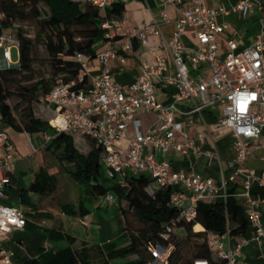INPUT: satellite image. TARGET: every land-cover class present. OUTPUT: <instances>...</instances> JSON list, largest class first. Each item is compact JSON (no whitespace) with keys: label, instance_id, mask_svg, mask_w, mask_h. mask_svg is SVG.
I'll use <instances>...</instances> for the list:
<instances>
[{"label":"built area","instance_id":"1","mask_svg":"<svg viewBox=\"0 0 264 264\" xmlns=\"http://www.w3.org/2000/svg\"><path fill=\"white\" fill-rule=\"evenodd\" d=\"M105 12L120 0H83ZM188 5V7H186ZM173 6L179 17L169 38L162 25L168 22L165 9ZM161 21L142 24L132 31V38L142 46L149 37L158 36L161 43L155 51L154 63H143L136 81L127 87L117 84L109 73L114 60L125 64L127 58L121 51L132 48L131 43L110 42L97 57L103 72L76 89L79 82L88 78L89 62L83 55L74 61L80 64L79 79L70 83L58 80L52 91L43 96L38 105L49 114V126L57 133H80L95 141L104 152L105 177L118 185H124L128 176L146 175L158 187L177 188L171 196V205L176 207L181 218L192 221L197 216L198 205L206 200L228 198L227 185L239 184L241 193L236 197L244 200L243 208L252 230L251 240L264 243V224L258 211L260 199L253 197V183L264 187V171L244 174L243 170L253 149L261 151L264 161V30L253 43L240 50L235 38L227 40V52L220 56L218 39L228 29L218 22L219 15L240 13L248 16L253 10L252 0H241L231 10H215L206 5V0H164ZM122 21L107 20L103 27L111 37ZM263 27H264V23ZM191 31L197 46L189 48L184 43L185 34ZM20 48L16 35H0L2 63L11 69L12 49ZM165 50L166 54L160 53ZM171 61L174 67L169 74ZM207 67L210 75H194L193 70ZM159 85L171 88L168 103H159L156 89ZM213 105L222 107L220 127L231 131L235 159L231 162L234 173L221 184L199 174L174 172L168 159L171 151L182 154L190 152L198 156L213 157L216 152L205 151L203 134L190 137L194 126L193 116L200 115ZM141 114H154L156 122L146 131L142 130ZM133 134H130V132ZM47 137V142L50 141ZM196 142H199L197 145ZM15 145L9 134L0 128V264H17L15 254L8 252L1 239L12 230H23L27 219L23 211L7 205L6 190L16 172ZM35 151V150H34ZM242 179V181H241ZM107 203L117 202L114 193L105 195ZM222 237L208 235L211 252L227 264H245L242 250L248 243L243 239L234 250H225ZM173 246L151 249L154 261L151 264H168ZM195 264H208L196 261Z\"/></svg>","mask_w":264,"mask_h":264},{"label":"trees","instance_id":"2","mask_svg":"<svg viewBox=\"0 0 264 264\" xmlns=\"http://www.w3.org/2000/svg\"><path fill=\"white\" fill-rule=\"evenodd\" d=\"M39 4L45 8L44 18L43 10L38 8ZM123 10L120 3L112 4L103 12L83 0H0V35L13 30L19 20L27 21L30 15L41 19L37 37L43 42L49 56L51 71L48 80L35 76L32 58L34 42L25 38L21 30L15 34L20 42V70L2 69L0 65L1 129L7 132L11 139L13 136H20L25 140V135L44 139L49 136L51 139L45 150L52 151L60 166L75 182L93 183L95 193L104 196L111 192L126 202L122 215L128 232L127 244L91 246L83 243L77 252L71 248L76 243L75 238L60 231L48 230L50 239H64L70 247L60 252L44 251L38 257L22 264H97L94 261L95 255L101 259L99 264H151L154 261L151 249L157 246H173L168 264H195L196 261L227 264L211 252L208 235L241 237L250 229L245 210L238 203L234 186L228 184L229 196L225 201H218L209 207H202L200 203L196 218L186 221L181 218L179 210L170 203L177 188L158 187L146 175L128 176L123 186L114 183L105 177L104 152L95 141L83 136L91 146L87 152L80 151L73 135L57 133L48 122L35 116L32 104H38L43 96L49 94L58 80L61 79L67 84L79 79L80 64L74 61L78 55L94 59L101 45L121 40L114 32L111 37H107L108 31L103 25L107 20L121 21ZM1 58L0 56V64ZM17 77H20V81L13 80ZM86 82L87 78H84L76 89L83 88ZM24 83L27 86H24ZM15 97L19 100L16 106L12 107L9 101ZM107 183H111V186L106 187ZM56 188V178L47 171H42L29 191L41 196H50ZM24 197L26 199V196ZM63 210L71 214V207L66 206ZM134 225H139L140 228L135 229ZM196 226H201L202 230L194 232ZM181 233L184 240L176 238L181 237ZM192 239H200L203 242L194 246L195 253L188 260L181 249Z\"/></svg>","mask_w":264,"mask_h":264},{"label":"crops","instance_id":"3","mask_svg":"<svg viewBox=\"0 0 264 264\" xmlns=\"http://www.w3.org/2000/svg\"><path fill=\"white\" fill-rule=\"evenodd\" d=\"M241 0H206L209 8L219 10L225 8L231 10ZM252 12L243 17L240 13H230L219 15L217 20L221 24H226L228 29L224 35L218 39L219 55H224L227 50V40L235 38L240 50L253 43L254 39L264 30V0H252ZM164 0H120L123 5V15L121 24L114 29V34L121 37V44L131 43L132 48L121 51L127 58L125 64L119 60H114L109 66V73L114 81L123 86L134 83L140 73L143 63H154L155 51L161 43L158 36L149 37V43L142 46L136 39L132 38L134 28L149 24L154 20L161 21ZM188 7V5H186ZM168 22L163 23L162 30L166 38H169L175 28V21L179 17L178 11L173 6L166 9ZM184 43L187 47L197 46V40L191 31L184 36ZM106 44L99 48V52L105 50ZM160 53L166 54L165 50ZM1 55V53H0ZM172 75L174 67L171 61L168 62ZM103 72V67L98 60L89 62L87 82ZM194 75L208 77L210 75L207 67L193 70ZM171 95V88L167 85H159L156 89V97L159 103H168ZM222 117V107L213 105L203 111L200 115L193 116L194 126L189 130L190 137L195 139L197 134H203L205 151L216 152L213 157L198 156L192 152L182 154L176 151L169 153L168 159L171 162L174 172H184L186 174H199L203 177L212 178L219 184L223 180H228L234 173V168L230 165L235 159L233 149L234 138L231 131L218 125ZM142 130L152 128L156 122L154 114H141ZM1 128V123H0ZM130 134H133L132 130ZM25 140L13 136L15 145L14 156L16 159V172L11 177V183L6 190L4 202L23 211L27 219V226L23 230H12L6 237L1 239L3 247L15 254L17 264L38 257L42 252L52 250L60 252L69 246L66 240H52L47 233L48 230L60 231L66 236L76 239V243L71 246L75 251H79L83 243L91 246H103L109 243L125 245L128 243V232L125 229V220L122 215V208L126 202L119 201L107 203L105 195L95 193L90 184H79L60 166L52 151H46L47 138L30 137L25 135ZM262 138L264 139V132ZM199 145V142H196ZM35 150V151H34ZM105 172V165L103 166ZM56 170L58 173H53ZM47 171L57 180L56 191L50 196H41L29 191L30 186L36 181L37 175ZM264 171V161L260 150L253 149L252 154L243 170L244 174L250 172L260 174ZM58 177H65L66 183L60 185ZM242 181V179H241ZM236 188V193L240 194L241 186L229 183ZM106 187L109 185L105 184ZM228 186V185H227ZM251 192L253 197L262 200L259 206V213L264 224V187L257 183L252 184ZM26 196V199L25 197ZM238 198V203L243 206L244 200ZM218 201L206 200L201 203L202 207H209ZM71 207V214L63 210L64 207ZM120 208V210H119ZM201 228V226H199ZM106 229L113 234L109 236ZM114 230L116 234L114 235ZM202 230V228H201ZM252 230L239 237L225 235L222 242L225 250H234L243 239L248 243L243 247L242 256L245 264H264V243L259 245L251 240Z\"/></svg>","mask_w":264,"mask_h":264},{"label":"rangeland","instance_id":"4","mask_svg":"<svg viewBox=\"0 0 264 264\" xmlns=\"http://www.w3.org/2000/svg\"><path fill=\"white\" fill-rule=\"evenodd\" d=\"M38 8L40 10H43L42 18H44L45 17V13H44L45 8H44V6L39 4ZM28 10H30V9H28ZM40 20L41 19H36L34 17V15H30L27 21H21L20 22V20H19L15 24L13 30H8L5 33L9 34V35H14V34H18V32L21 30L23 32V36L25 38H28V39H30V40H32L34 42V45L32 47V58H33V62H34L33 66H34L35 76L38 77V79L43 77V78L48 80L51 77V75H50L51 71H50V67H49V56H48V54H47V52L45 50L43 42L39 41L38 37H37V34H38L39 30H40ZM18 61H19V50H18V48L14 47L12 49V64L16 65L18 63ZM0 65H1L2 69H6V67H7V66H5L2 63V60H1V64ZM11 69H15V70L19 71L20 67L17 66L15 68H11ZM23 76H25L24 73H23ZM13 80L20 81V77L14 78ZM23 85L27 86L26 83H24ZM13 89H15V86L13 87ZM18 100H19L18 97H15V98H13V99H11L9 101V104L12 107H15L17 102H18ZM32 107H33V110H34V113H35L36 117L41 118L42 120H44L46 122L51 117L50 114L43 107H41L40 105H38L36 103H33ZM71 135L74 136V140H75L77 148L80 151L87 152L88 148L91 146L89 141L86 140V138H84L80 133L76 132V133H72ZM53 173L55 174V173H58V172L56 170H53ZM58 180H59L60 185H63V184L66 183L65 177H63V179H60V177H58ZM88 184H90L93 187V183H88ZM107 185L111 186V183H107ZM116 196H117V202H118L119 201L118 195H116ZM121 201H123V203H124L125 200L123 198H121ZM119 210H120V208H119ZM133 228L137 229V228H140V226L139 225H134ZM106 231H107L109 236L113 235L111 233V231H109L108 229H106ZM200 231H201V228L199 226H196L194 232H200ZM114 235H117L116 234V230H114ZM180 236L181 237H176V238L179 239V240H184L183 233H181ZM202 242L203 241L200 240V239L189 240L188 244H185L182 247V249H181L183 251V253H184L185 258L190 260L193 257L194 253H195L194 246H196L197 244H201ZM94 261H95V263L99 264L101 262V259L98 256L95 255L94 256Z\"/></svg>","mask_w":264,"mask_h":264}]
</instances>
